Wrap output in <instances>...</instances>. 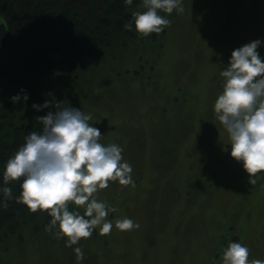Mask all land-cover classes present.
I'll return each instance as SVG.
<instances>
[{"label": "rangeland", "instance_id": "obj_1", "mask_svg": "<svg viewBox=\"0 0 264 264\" xmlns=\"http://www.w3.org/2000/svg\"><path fill=\"white\" fill-rule=\"evenodd\" d=\"M182 3V12L164 13L171 23L158 49L145 52L144 75L132 77L138 55L127 53L112 65L101 61L81 88L65 71L44 84L42 104L90 113L101 141L121 145L133 166L134 183L110 179L93 194L114 211L106 238L99 226L87 237L89 264H222L232 240L248 246L249 259L264 260V174L249 183L214 111L232 51L264 40V0ZM258 50L264 57V44ZM170 147L175 161L168 162L163 150ZM125 216L139 227L117 228ZM37 252L29 263L46 264Z\"/></svg>", "mask_w": 264, "mask_h": 264}, {"label": "clouds", "instance_id": "obj_2", "mask_svg": "<svg viewBox=\"0 0 264 264\" xmlns=\"http://www.w3.org/2000/svg\"><path fill=\"white\" fill-rule=\"evenodd\" d=\"M124 3L131 5L133 0ZM141 6L144 10L134 11L126 27L131 29L134 22L136 31L145 36L161 33L171 23L161 10L183 11L182 0H141ZM262 44L264 40L257 38L232 51L221 70L223 88L214 102L215 115L229 135L230 154L242 162L251 185L256 184L258 174H264V57L258 50ZM21 92L11 100H28L26 90ZM50 105L52 100L33 103V108L48 111L37 116L41 129L30 131L7 159L0 193L12 198L9 182L19 181L21 190L15 199L32 211L48 210L49 230L67 237V246L77 245L73 251L82 260L80 239L89 237L97 226L101 234L113 228V221L106 217L114 209L93 194L106 188L110 179L121 185L134 183L133 166L123 159L121 145L101 141L103 134L90 123V113L73 105ZM115 226L129 230L139 224L125 216L116 219ZM221 260L222 264H264V260L249 259L248 246L236 240L229 241Z\"/></svg>", "mask_w": 264, "mask_h": 264}, {"label": "trees", "instance_id": "obj_3", "mask_svg": "<svg viewBox=\"0 0 264 264\" xmlns=\"http://www.w3.org/2000/svg\"><path fill=\"white\" fill-rule=\"evenodd\" d=\"M143 10L141 0H133L131 5L124 0H0V185L5 183L7 159L30 131L42 127L37 116L48 110L32 105L42 104L44 84L56 73L67 72L69 82L81 88V78L85 81L96 72L101 61L112 65L120 55L131 53L138 55L134 56L137 67L132 77L144 75L148 68L145 52L157 48V39L166 35V29L145 36L136 31L134 22L127 28L132 13ZM149 68L155 70L152 65ZM22 89L29 99L13 102L11 96L23 95ZM163 154L168 162L175 161L171 147ZM219 172L215 177L222 180ZM9 186L12 198L0 193V264H30L27 259L36 250L46 264H89L92 255L85 246L87 237L79 241L84 257L78 260L73 251L77 245L67 246V237H57L55 230H49L48 210L32 211L18 202L19 181L9 182Z\"/></svg>", "mask_w": 264, "mask_h": 264}]
</instances>
